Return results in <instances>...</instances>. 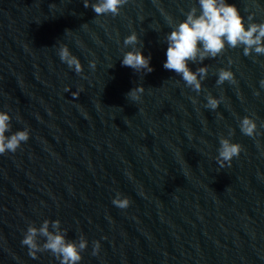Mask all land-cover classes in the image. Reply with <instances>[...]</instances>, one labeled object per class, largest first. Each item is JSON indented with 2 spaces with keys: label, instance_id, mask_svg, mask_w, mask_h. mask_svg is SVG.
<instances>
[{
  "label": "water",
  "instance_id": "obj_1",
  "mask_svg": "<svg viewBox=\"0 0 264 264\" xmlns=\"http://www.w3.org/2000/svg\"><path fill=\"white\" fill-rule=\"evenodd\" d=\"M20 1L63 110L139 264H264V55L226 46L215 58L189 62L192 71L208 67L197 93L163 64L167 35L191 8L199 14L198 0H128L116 16H96L83 0ZM227 2L246 26L250 14L264 23V0ZM133 31L143 55L151 56V73L121 64L132 50L123 41ZM61 44L79 59L82 74L60 60ZM220 68L231 70L237 83L217 85ZM138 85L141 99H128ZM208 94L223 97L217 109L205 107ZM245 116L257 123L254 137L240 131ZM222 136L243 147L230 167L216 160ZM117 192L130 199L128 208L113 205Z\"/></svg>",
  "mask_w": 264,
  "mask_h": 264
},
{
  "label": "clouds",
  "instance_id": "obj_2",
  "mask_svg": "<svg viewBox=\"0 0 264 264\" xmlns=\"http://www.w3.org/2000/svg\"><path fill=\"white\" fill-rule=\"evenodd\" d=\"M198 2L200 5L199 14L195 7L191 8L186 14V19L173 26L167 35V59L163 64L166 70L174 71L181 76L185 84L197 93L202 90V81L207 77L208 67H200L196 71H192L189 62L197 60L203 62L206 58H215L225 51L226 46L230 48L242 46L245 56H249L253 52L257 55H264V23L253 22V14L248 16L249 22L246 26L235 4L228 3L227 0H198ZM127 3L128 0H95V2L83 0L84 7H91L96 16L119 15L121 8ZM167 19L169 24L173 25L172 18L169 16ZM123 43L126 47L131 46L132 50L124 53L121 61L122 66L130 67L137 73H151L154 70L150 66L151 56L143 55L142 42L135 31L125 37ZM138 44H141L140 48L136 47ZM58 55L60 60L66 63L69 68H73L77 74L83 73L82 64L76 56L71 54L67 45L61 44ZM89 65L95 69V61H90ZM226 81L231 84L237 83L231 70L220 68L216 84L223 85ZM260 83L261 87H264V80ZM143 90L144 87L138 85L127 93V98L139 101ZM73 95L75 96L76 93ZM256 95H259V92ZM222 99L223 97L218 99L208 94L205 107L215 110ZM193 103H196L195 99H193ZM11 119L8 112L0 111V155L6 152L15 153L30 137V131L27 128L6 135L11 131ZM239 127L246 136L257 135V123L250 116L243 117L239 122ZM233 134V132H229V136ZM219 143L217 163L221 168L230 167L233 158L240 155L243 147L223 136ZM112 203L120 209H126L131 201L127 197L122 198V194L117 192ZM50 224L52 231L49 230ZM60 224L58 219L54 221L45 219L39 228L34 224H29L21 244L28 248V255L31 258L37 259L38 253L50 252L59 260V264H79L82 260L81 253L87 248L88 241L84 235H80L78 240H67V230L61 229ZM38 237L46 239L40 243ZM100 247L99 241H93L92 255H97Z\"/></svg>",
  "mask_w": 264,
  "mask_h": 264
}]
</instances>
